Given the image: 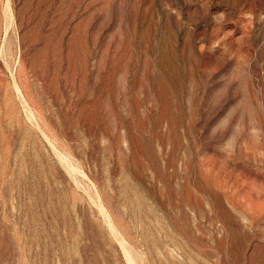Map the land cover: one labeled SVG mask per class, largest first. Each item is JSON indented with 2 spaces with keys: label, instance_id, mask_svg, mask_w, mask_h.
I'll return each mask as SVG.
<instances>
[{
  "label": "rangeland",
  "instance_id": "obj_1",
  "mask_svg": "<svg viewBox=\"0 0 264 264\" xmlns=\"http://www.w3.org/2000/svg\"><path fill=\"white\" fill-rule=\"evenodd\" d=\"M0 264H264V0H0Z\"/></svg>",
  "mask_w": 264,
  "mask_h": 264
}]
</instances>
